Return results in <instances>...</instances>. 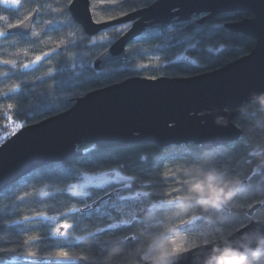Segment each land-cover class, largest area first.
Wrapping results in <instances>:
<instances>
[{
	"label": "trees",
	"instance_id": "1",
	"mask_svg": "<svg viewBox=\"0 0 264 264\" xmlns=\"http://www.w3.org/2000/svg\"><path fill=\"white\" fill-rule=\"evenodd\" d=\"M155 1L157 0H118L122 7H117L107 4L106 0H90L93 18L101 22L113 20L109 17L116 19L125 16L124 13L130 14ZM21 3L22 6L18 8H6L0 3V16L10 18L15 23L29 13L33 14V10L43 3L45 7L36 15L32 31L47 32L48 35L34 45L21 43L15 47L0 46V59H15L19 65L34 60L36 55L43 52H50L51 57L30 69L20 70L27 72L26 76L0 75V146L15 133L13 129L16 128V123L24 126L34 124L30 117L38 112L30 109L43 110L46 106L45 103L35 104L34 98L42 95L55 97L60 91L70 87L68 83L72 79L73 69L69 66L73 60L79 66L83 60L95 61L106 51L99 45L81 48L71 46L69 41L78 40L80 35L86 33L73 20L68 0H21ZM58 5L64 9V14H50L49 6L57 8ZM246 17L250 15L235 12L217 16L203 24H199L197 17H193L180 24L149 27L134 41L136 54L130 57L127 66L111 62L104 67L106 71L120 69L108 72L104 78L105 84L110 86L136 76L149 79L186 78L224 67L249 54L255 41L242 34L232 33L224 26L217 32L214 40L217 50L222 46L226 48L220 55L213 56L200 51L185 53L183 45L168 46L167 40L171 35L169 30L184 28L191 34L197 25H225ZM49 19L57 21L47 26L44 22ZM8 22L9 19L0 22V30ZM124 25L102 31L95 36L106 35L114 44L130 27V24H127V28ZM117 28L122 31L118 32ZM185 55L188 60L169 63ZM193 60L196 65L190 63ZM50 68L58 69L57 73L54 72L56 83L47 77L41 83L37 78L44 77ZM6 70V67L0 66V73ZM16 85L21 87L17 92L11 93L13 99H3V94L9 93V89ZM80 95L83 96V91ZM75 101L67 104V109ZM52 103L60 109V113L67 111L64 110L67 103L65 99H54ZM8 104L13 107L9 109ZM21 104L23 109L19 108ZM54 115L57 114H52ZM234 122L242 129L241 139L215 151H205L193 144L168 148L136 146L107 150L95 147V151H88L94 145L80 146L78 149L82 151V155L78 158L44 166L20 179L0 193V249H6L0 251V264H31L35 258L29 257V252H36L37 257L46 258L49 253L54 257L61 249L68 251L76 259L62 262L46 259L45 264H81V257H93L90 264H97L96 257L100 258L99 264H141L146 262L143 256L161 244L171 248L172 241L176 240L188 251L226 239L252 220H264V106L258 107L256 102L252 103L242 109ZM85 161L90 163L85 164ZM121 164L127 169L121 172L123 175L140 173L142 187H136L134 183V190L126 193L134 199L117 202L122 212L108 206L106 209L102 207L100 213H92L90 217L84 215V205L80 201L87 198L73 197L67 188L80 181L85 174L121 171ZM230 181H241L243 186L234 191L239 193V199L231 198L224 206L197 190L193 191L197 183L208 191ZM153 184L155 187H149ZM99 190L92 188L89 192ZM145 190L151 193L150 197L133 196L135 192ZM43 192H48L49 195L43 196ZM20 197L24 199L21 200ZM168 200H172L173 204L162 203ZM257 204L262 205L250 216V209ZM140 208L145 210L141 212ZM73 209L81 211L74 212ZM107 212L111 213V218ZM37 213H44L55 219L49 221L39 218L35 222L14 223L17 220L23 221L24 216L36 217ZM120 221L128 223L121 224ZM65 222L73 227L64 230L66 236L57 235L55 228ZM108 223L117 225L120 230H113L108 234L98 231L106 228ZM33 236L39 239L30 240ZM113 249H119L115 253L114 262L108 260Z\"/></svg>",
	"mask_w": 264,
	"mask_h": 264
},
{
	"label": "water",
	"instance_id": "2",
	"mask_svg": "<svg viewBox=\"0 0 264 264\" xmlns=\"http://www.w3.org/2000/svg\"><path fill=\"white\" fill-rule=\"evenodd\" d=\"M69 12L88 36L130 24L108 50L113 57H119L122 49L133 44L149 27L180 24L193 17H203L198 20L203 24L235 12L250 17L228 22L225 27L254 40L255 45L249 54L205 74L186 78H128L83 96L70 109L43 123L20 128L0 146V193L44 166L78 158L82 155L80 146L94 145L107 150L193 144L205 151H215L241 139L243 132L234 122L236 117L243 108L264 96V0H157L101 24L95 23L90 0H75ZM36 15L32 14L35 19ZM32 16L26 21L31 23V30L35 22ZM242 186L243 183L230 185L233 192ZM261 205L253 206L249 215L253 216ZM261 222L264 220H252L248 225ZM243 229L226 239L185 251L171 262L204 264L216 245L239 243L243 237L252 235Z\"/></svg>",
	"mask_w": 264,
	"mask_h": 264
},
{
	"label": "snow or ice",
	"instance_id": "3",
	"mask_svg": "<svg viewBox=\"0 0 264 264\" xmlns=\"http://www.w3.org/2000/svg\"><path fill=\"white\" fill-rule=\"evenodd\" d=\"M69 3H71V6H74L75 0H68ZM0 3H2L6 8L7 7H20L22 6L21 0H0ZM106 3L109 5H114L117 7H122L121 3H118V0H106ZM45 5L41 3L39 5V8L34 9L33 11L39 15L40 9H43ZM115 7V8H117ZM49 13L50 14H57L60 15L64 14V9L60 8L59 5L57 8H51L49 6ZM127 15V13H124ZM30 16H32L31 13L28 15H25L23 19H18L17 22L13 23L10 21V18L0 16V22L4 21L5 19H9V22L5 25L3 30H0V46L6 45L7 47H15L18 44L21 43H27L30 45L38 44L42 41L43 36L48 35L47 32L41 33L31 30V23H26V21H29ZM32 19H35L34 16H32ZM109 19H115V17H109ZM203 17H197V20H202ZM90 20L92 21V18L90 17ZM57 20L55 19H49L45 21L44 23L47 26H50L54 24ZM96 24H101V20L97 19L95 20ZM225 25L223 24H212L208 27H204L203 25H197V27L193 30V32L190 34L188 33L184 28L179 29H170L171 35H169V38L167 40L168 46H177V45H183V50L185 53H189L190 51H200L201 53L207 52L210 55L218 56L222 52L226 50L225 47H221L219 50H217L214 47V40L216 39L217 32L222 29ZM125 28L129 27V25H124ZM117 31H122V29L117 28ZM25 37H28V39H25ZM51 39V37H49ZM107 41V43H104ZM64 43V42H61ZM71 46L73 48H81V47H87L92 46L96 47L99 45L100 47H103L106 49V53L102 54L101 58L97 61L93 62H87L86 60H83L79 66L77 65L76 61L73 60L71 65L69 66L71 69H73L72 72V79L69 81L67 89L65 88L63 91H60L55 97H50L48 95H42L38 98H34L33 102L35 104L45 103L46 106L43 110L38 109H30V111L38 112V114H34L30 117L32 122L34 124L43 123L44 120L50 119L52 114H60V109L56 108L52 101L54 99H65L67 103L64 105V110L67 109V104L72 103L74 100L82 99L83 96L91 95L93 92L100 91L103 87L107 86L105 84V77L106 74L113 70H120L117 68H113L110 70H105V68L102 66L104 63H108L110 61L116 62V63H123L125 66H127V62L130 59V57L134 56L136 53L135 50V43L130 44L127 48L122 49L119 57H113L111 52L108 51L111 47L113 42L111 40L107 39L106 35H100V36H88L87 34H82L79 36L78 40L69 41ZM59 47V45L57 46ZM65 48H67V45H65ZM4 53L6 54V48L3 49ZM55 52V50H53ZM59 55V53H56ZM51 53L50 52H43L41 55H36L34 60H30L27 63H20L17 64V60L15 59H0V66L6 67V71L3 73H0V75H3L4 77H9L11 75H27V72H23L20 70L23 69H30L33 65H37L42 60L46 58H50ZM188 60V56L185 55L183 57H177L176 61H170L169 63H176L179 60ZM192 65H196V61L190 62ZM54 72H58V69H49L48 72L45 73L44 77H38L37 79L43 83L45 80V77L52 79L56 83V76L54 75ZM175 78V77H174ZM20 85H16L14 88L9 89V93L3 94V99L11 100L13 99V96L11 93H15L20 89ZM83 91V96L80 95V92ZM13 106L12 104H8V108L11 109ZM23 104L19 105L20 109H23ZM28 119V117H26ZM15 127L17 129H20L24 127L23 124L16 123ZM96 148L93 146L88 151H95ZM85 164L90 163L89 161H85ZM121 171L115 172V178H118L119 180L125 181L120 188H111L109 190L108 187H103L102 185L106 182L104 181L103 177H87L86 182L84 184L80 185V191L76 190V185L72 184L71 187L67 188V191L71 193L73 197H82L87 199H82L80 202L84 205V215L91 216L92 213H100L103 208H107L108 206H111L118 212H122V209L117 206V202L119 201H129L134 199L132 196H125L122 194L121 189L127 190V191H133L134 190V183L136 187H142L140 184V173L133 172L129 175H121L122 171H126V166L121 164L119 165ZM93 180H99L101 181L100 186H94L99 187L98 192H88L84 191L86 187L92 184ZM234 184H239L241 181H234ZM149 187H155V185H149ZM195 189L199 191L200 193H208L210 194V199L212 201H221L222 198H224V188H210L208 191H205V188L197 183L195 185ZM232 188L229 189V193L231 194ZM43 196H48V192H43ZM151 193L147 190L145 191H137L135 192V197H150ZM239 199V193L232 194L231 198ZM194 199V197H191ZM21 200H23V197H20ZM89 200L91 202H89ZM162 203L166 204H173L172 200L168 201H162ZM154 207V206H153ZM145 209L140 208V211L143 212ZM74 212L81 211L80 209H73ZM109 218H111V213H106ZM43 218L45 220H54L55 217L52 216H46L44 213H37L36 217L32 216H24L23 221L17 220L14 223L16 224H22L23 222H35L37 219ZM133 219H135V216H133ZM121 224H127L128 221H120ZM73 225L68 224L67 222L59 225L55 228V233L59 236H66L67 233L65 231H62V229L67 230L71 229ZM76 227H79L77 225ZM258 229V231H257ZM113 230L119 231L117 225L108 223L106 228L98 229L101 233L108 234L109 232H113ZM244 231H251L252 235H255L260 232H264V222L261 223H252L250 226L245 225ZM39 239L38 237H30V240L36 241ZM27 243V241H25ZM173 247L167 248L163 244L159 245L158 247H153L147 254L143 256L144 261L151 260L155 258L157 255L160 256L162 259H168L173 261L174 258H177L179 254L183 253L185 249L182 245L178 244L176 240L172 241ZM6 249H0V251H5ZM119 252V249L118 251ZM116 252V253H117ZM95 255V254H94ZM29 257H34L31 261V264H45L46 259H54L56 261H71L75 260L76 257H73L69 254L68 251H65L63 249L57 251L55 253V256L53 257L52 253L48 254V257H37L36 252H29ZM115 254L112 256H108V260L114 262ZM93 257H81L80 261L81 264H90ZM99 257H96L97 264H99ZM178 262V261H177Z\"/></svg>",
	"mask_w": 264,
	"mask_h": 264
},
{
	"label": "clouds",
	"instance_id": "4",
	"mask_svg": "<svg viewBox=\"0 0 264 264\" xmlns=\"http://www.w3.org/2000/svg\"><path fill=\"white\" fill-rule=\"evenodd\" d=\"M256 103L258 107L264 106V96L258 97ZM231 183L233 182L230 181L220 187H215L217 189L224 188V198L219 201L220 203H227L234 194V192L229 193ZM193 191H196L195 186ZM202 195L210 197L208 193ZM117 251L118 249H113L109 256L114 255ZM150 261L151 264H172L171 260L162 259L159 255ZM204 264H264V232L245 236L239 243L216 245Z\"/></svg>",
	"mask_w": 264,
	"mask_h": 264
},
{
	"label": "rangeland",
	"instance_id": "5",
	"mask_svg": "<svg viewBox=\"0 0 264 264\" xmlns=\"http://www.w3.org/2000/svg\"><path fill=\"white\" fill-rule=\"evenodd\" d=\"M17 128H14L13 131H16ZM115 172L116 171H110V172H103V173H99V174H85L82 179L78 182L75 183V185L77 186L76 187V190L77 191H80V185L81 184H84L86 182V179L87 177H103L104 181L106 182L105 184H103L102 186L103 187H108L109 190L111 188H120V186L125 183V181H122V180H119L118 178H115L114 179V176H115ZM123 175V174H121ZM101 185V181L99 180H93L92 181V184L89 185L88 187H86L84 189V191H90L92 188H99V187H94V186H100ZM122 191V194L125 195V196H131V195H128L126 194L127 193V190H123L121 189ZM133 195V194H132ZM135 196V195H133Z\"/></svg>",
	"mask_w": 264,
	"mask_h": 264
}]
</instances>
